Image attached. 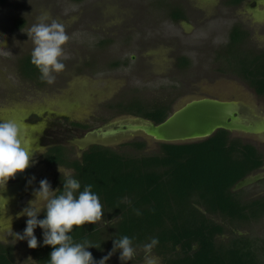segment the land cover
<instances>
[{
    "label": "rangeland",
    "instance_id": "374dc122",
    "mask_svg": "<svg viewBox=\"0 0 264 264\" xmlns=\"http://www.w3.org/2000/svg\"><path fill=\"white\" fill-rule=\"evenodd\" d=\"M258 1L255 0V6L246 1L238 7H228L224 0H0V113L17 124L21 118V124L34 123L36 127H46L45 130L50 122L58 123V144L66 149L70 159L77 158L79 146L87 144L83 135L88 130L133 118L117 108L132 99L147 106L167 103L172 110L198 97L237 100L264 116V97L255 94L236 74L221 71L219 67L226 65L217 57L218 52L222 55L228 33L237 23L250 33L246 47L264 49V18L258 16L264 13V4ZM173 7L181 8L186 18L172 20ZM41 16H47L48 23L54 19L64 25L69 36L63 45L65 69L56 74L53 84L40 77L25 78L19 70V60L31 54L34 47L27 32ZM18 20L23 21L21 26L17 25ZM181 57L189 63L178 68L176 63ZM230 59L236 64L235 59ZM30 110H40V119L29 122L26 114ZM73 122L89 127L77 130L81 128ZM232 136L264 153V136L242 132H232ZM135 139L146 141V153L159 148V141L143 134L105 145L117 151H130L122 144ZM35 160L27 168L28 175L21 177L27 181L30 193L18 192L15 214L6 211L0 220V236L14 237V264H35L28 258L31 248L27 240L8 235L10 226L13 233L21 235L26 227L28 217H17V213L35 198L33 190L39 188L41 179H47L52 190H56V183L64 177L59 168L73 173L70 168L38 165ZM249 178L251 181L241 188V195L263 196L264 166ZM100 223L106 225L103 220ZM239 229V233L264 244V217ZM135 249L132 260L122 262L117 250L106 264H144L143 247ZM110 251L99 252V258ZM152 256L161 264L158 255L152 252Z\"/></svg>",
    "mask_w": 264,
    "mask_h": 264
},
{
    "label": "trees",
    "instance_id": "16d2710c",
    "mask_svg": "<svg viewBox=\"0 0 264 264\" xmlns=\"http://www.w3.org/2000/svg\"><path fill=\"white\" fill-rule=\"evenodd\" d=\"M241 1L224 0V4L232 7ZM170 16L174 20L185 17L177 7ZM22 24V20L17 21V25ZM244 34L238 25L231 28L222 55L217 53L226 68H219L236 74L255 94L264 97V50L246 47ZM177 61L178 68L189 63L184 57ZM18 63L25 78L40 77L31 54ZM229 63L232 68L228 70ZM117 108L155 123L173 111L167 103L147 106L138 99ZM145 145V140L135 139L122 144L130 151H117L93 144L72 159L58 145L57 151L51 150L46 156L48 164L73 170L72 177L81 185L79 191L91 184L103 205L106 225L74 226L70 233L73 241L100 245L86 248L96 261L100 260L99 252L112 250L114 239L127 235L134 248L157 238L159 243L152 252L160 257L161 264H264V244L239 233L243 225L264 217V195L249 198L241 195L242 187L236 188L239 181L264 166V153L223 129L201 140L158 142V150L150 153L144 152ZM64 179L58 182V194ZM40 238L34 255L39 264H48L53 249L43 244V230ZM0 264H13L10 252L0 251Z\"/></svg>",
    "mask_w": 264,
    "mask_h": 264
},
{
    "label": "clouds",
    "instance_id": "9594fccd",
    "mask_svg": "<svg viewBox=\"0 0 264 264\" xmlns=\"http://www.w3.org/2000/svg\"><path fill=\"white\" fill-rule=\"evenodd\" d=\"M38 22L33 24L28 36L34 45L31 52V63L39 70L40 79L48 84H53L56 74L64 71L65 64L63 45L69 36L64 25L56 20L48 21L47 16L38 17ZM33 143L26 139L20 126L13 120L0 121V189H6L10 179H15L17 173L24 172L33 161ZM36 151L43 154V147H37ZM79 157V153H77ZM65 177L62 191L52 190L47 179L39 181V188L33 190L34 199L28 202V207L17 213L19 216H27L26 227L23 234L13 233L11 226L8 235H14L17 240H27L29 248L38 247V240L34 235V229L39 226L43 230V244L52 246L48 264H106L109 257L120 250L119 259L132 260L136 255L133 241L127 235L113 240V248L99 261L94 260L92 253L86 248L93 246L85 240L83 243L73 241L70 233L75 227H82L86 223L97 224L103 217V205L99 196L92 191V185L84 186L83 191L80 182L72 177L70 171L62 172ZM34 179V177L32 178ZM31 183V180L29 181ZM0 208L4 209L8 203L7 198L0 196ZM45 213L43 219L38 215ZM136 214L140 215L136 210ZM11 220V219H10ZM4 239V237H0ZM6 241V240H5ZM159 243L157 238H152L150 243L143 245L144 264H159L158 258L152 256L153 248Z\"/></svg>",
    "mask_w": 264,
    "mask_h": 264
},
{
    "label": "water",
    "instance_id": "95a60500",
    "mask_svg": "<svg viewBox=\"0 0 264 264\" xmlns=\"http://www.w3.org/2000/svg\"><path fill=\"white\" fill-rule=\"evenodd\" d=\"M219 129L264 136V116L237 100L198 97L187 100L159 123L143 117L124 118L87 131L83 142L107 144L143 134L159 142L181 143L207 138ZM250 181L251 178L246 177L236 188Z\"/></svg>",
    "mask_w": 264,
    "mask_h": 264
},
{
    "label": "flooded vegetation",
    "instance_id": "af4514ba",
    "mask_svg": "<svg viewBox=\"0 0 264 264\" xmlns=\"http://www.w3.org/2000/svg\"><path fill=\"white\" fill-rule=\"evenodd\" d=\"M246 1H248V2H246ZM245 2L247 4L248 3H252V4H254V6H255V3H256L255 0H242L240 4H238L237 6H234V7H238V6L242 5V4H244ZM258 3L262 5V4H264V0H259ZM228 7H230V6H228ZM179 9H181V8H179ZM183 14H184V12H183ZM260 14H258V16H261V17L264 18V13L263 14L260 13ZM184 16H185V14H184ZM184 18H186V16ZM172 20H174V19H172ZM178 20H180V19H178ZM178 20H174V21H178ZM247 24H248V22H247ZM237 25L239 26V29L241 30V32L245 33L244 35L247 36V39H248L250 37V33L246 29V27L240 25V23H237ZM248 26L252 27V25H250V24H248ZM252 48L256 49V50H259V51L260 50H264V49H261V48H257L255 46L251 47L250 49H252ZM39 111L40 110H38L37 112L35 110H30L26 114V116H27L26 119H28L29 122L37 121V120H35V118L40 119V114H38ZM31 118H33L34 120H31ZM7 120H9V119L6 116H4L3 112H1L0 113V121H7ZM21 122H22L21 118H18V125L21 128V132H22L23 136L26 139L31 140L32 143H33V145H32V147H33L32 156H33V159H36L35 161L38 162L37 164L40 165L41 163H44V164H47V165H49L51 167H54V166L58 167V164H48L47 161H46V156L50 155V151L51 150L57 151L56 149L58 148V145H59L58 144V123L50 122V125H49L48 129L45 130L46 127L44 129H42L41 127L40 128L36 127L37 124L32 123V125H30V124L29 125H24V124H21ZM73 123H78V122H73ZM111 123H113V122H111ZM108 124H110V123L102 124L101 127H104V126H106ZM80 125L81 126H76L78 128L79 127L81 128V129H77V130L87 129L89 127V126H87L85 124H81V123H80ZM53 127H56V129H53ZM49 128H50V131H49ZM27 134H28V136H27ZM96 144L105 145L104 143H96ZM91 145H93V144L89 143V144H86V145H83V146H79L78 150L80 151V155H81V153L84 150H86ZM38 146L39 147H43V150H42L43 154H41L40 152L35 150ZM80 155H79V157H80ZM79 157H77V158H79ZM35 167H36V165H35ZM28 172H29L28 169H26L24 174L17 173L15 179H10L8 181L6 189H0V196H3L5 198H7V200H8V203H7L6 207L4 209L0 208V220H3V218L5 217L6 211L15 214L14 213L15 206H16V204H15V198L16 197L15 196L17 195L18 192H21V194L24 195L26 193L25 191L29 190V189H27L28 186H26L27 181L26 180L24 181V179L21 178L22 175H28ZM56 185H57V187H56V189H57L58 188V182L56 183ZM28 192L30 193V190ZM0 204H2V202H0ZM42 213L43 212H41L38 215V217H37L38 219L41 218V214ZM36 229L37 230H36L35 236H36L37 240L39 241L41 239L40 235H41V231L42 230H41V228L39 226H37ZM0 237H4V239L6 240L5 241L3 239H0V251L3 250V251L10 252L11 253V259H12V261H14L15 255H16L15 254L16 250H15V247H14L15 244H14V241H13L14 237H8V236L7 237L6 236H0ZM34 253H36V248L35 249L31 248L29 250L28 258L30 259V257H31V260L35 264H39L37 262V259H36L35 255H34Z\"/></svg>",
    "mask_w": 264,
    "mask_h": 264
}]
</instances>
